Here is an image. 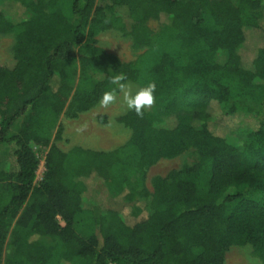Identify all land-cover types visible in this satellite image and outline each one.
I'll list each match as a JSON object with an SVG mask.
<instances>
[{
  "label": "trees",
  "instance_id": "16d2710c",
  "mask_svg": "<svg viewBox=\"0 0 264 264\" xmlns=\"http://www.w3.org/2000/svg\"><path fill=\"white\" fill-rule=\"evenodd\" d=\"M117 11L142 49L127 62L84 35L88 20L92 35L124 30ZM0 34L14 37L0 65V264H223L244 245L264 264V0H0ZM117 73L155 82V106L118 118L131 134L113 149L50 146L34 182V146ZM189 148L193 164L146 185L152 164ZM91 175L126 210L88 198Z\"/></svg>",
  "mask_w": 264,
  "mask_h": 264
},
{
  "label": "rangeland",
  "instance_id": "374dc122",
  "mask_svg": "<svg viewBox=\"0 0 264 264\" xmlns=\"http://www.w3.org/2000/svg\"><path fill=\"white\" fill-rule=\"evenodd\" d=\"M119 17H121L124 30L113 24L107 29L92 35L89 33L90 22L88 20V23L85 25L84 35L88 42H94L106 52L116 56L119 60L127 62L139 55L142 49L133 47L131 36L127 33L131 20L126 17L125 13L120 11L115 12L112 16V18ZM167 20V15H162L158 20H152L151 25L157 26ZM13 42L14 37L12 34H0V65H4L11 59ZM246 43L248 51H251L245 57L247 58L245 61L248 63L249 59L253 56L255 47L259 44V40L248 33ZM127 83L131 85L133 91L139 88L134 82ZM75 84L76 78L73 81V85ZM127 111L126 106L122 103V94L118 93L117 102L108 108L101 107L97 103L94 107L79 113L73 118L65 116L64 113L61 114L46 147L41 145L34 146L35 154L39 160L34 182L42 179L45 171L46 153L52 145L62 151H68L73 147L90 150H109L125 143L130 137L131 132L118 118ZM59 127L60 137L55 139ZM196 160L197 155L193 148L186 149L172 158H161L147 169L145 175L146 185L151 188L152 177L156 175L165 176L171 170L179 169L184 165H191ZM88 182L89 186L86 196L93 199V202H97L105 209L117 212H123L127 207L128 203L121 196L109 195L102 180L98 179V177L91 175ZM75 227L78 231H83L81 226L76 225ZM9 240L8 234L2 252V259L10 255ZM226 264H261V262L251 254V248L248 245H244L241 247H230L227 253Z\"/></svg>",
  "mask_w": 264,
  "mask_h": 264
},
{
  "label": "clouds",
  "instance_id": "9594fccd",
  "mask_svg": "<svg viewBox=\"0 0 264 264\" xmlns=\"http://www.w3.org/2000/svg\"><path fill=\"white\" fill-rule=\"evenodd\" d=\"M125 81H127V76L124 73L109 75L108 82L113 87L102 94L98 103L101 107L108 108L117 102L119 93L122 94V103L126 109L134 111L138 117L143 118L145 110H150L155 106L156 84L150 82L133 91L131 85Z\"/></svg>",
  "mask_w": 264,
  "mask_h": 264
},
{
  "label": "crops",
  "instance_id": "0c3cea01",
  "mask_svg": "<svg viewBox=\"0 0 264 264\" xmlns=\"http://www.w3.org/2000/svg\"><path fill=\"white\" fill-rule=\"evenodd\" d=\"M229 249H230V248H229ZM229 249H228V250L226 251V253H225L223 264H226V258H227V253H228Z\"/></svg>",
  "mask_w": 264,
  "mask_h": 264
}]
</instances>
